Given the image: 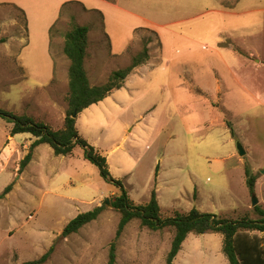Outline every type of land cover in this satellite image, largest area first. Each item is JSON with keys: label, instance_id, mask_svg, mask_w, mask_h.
Here are the masks:
<instances>
[{"label": "rangeland", "instance_id": "rangeland-1", "mask_svg": "<svg viewBox=\"0 0 264 264\" xmlns=\"http://www.w3.org/2000/svg\"><path fill=\"white\" fill-rule=\"evenodd\" d=\"M83 1L62 12L61 0H0V109L60 130L69 94L64 44L73 25L90 28L92 86L129 67L155 32L146 69L84 110L79 135L108 158L136 204H147L155 190L165 218L193 208L257 218L253 195L264 209V0H130L125 14ZM201 5L209 13L192 16L190 8ZM100 7L107 26L102 10L91 11ZM11 128L0 118V195L12 185L0 200V264L38 260L52 246L46 264H108L121 215L105 202L118 189L81 146L57 157L42 145L20 171L34 139L12 137ZM247 167L257 177L255 194ZM98 206V220L62 236L72 219ZM173 238V229L152 231L135 219L117 243L115 264H166ZM222 245L220 234H190L174 264H229Z\"/></svg>", "mask_w": 264, "mask_h": 264}, {"label": "trees", "instance_id": "trees-1", "mask_svg": "<svg viewBox=\"0 0 264 264\" xmlns=\"http://www.w3.org/2000/svg\"><path fill=\"white\" fill-rule=\"evenodd\" d=\"M106 1L116 2V0ZM139 31L142 30L136 32ZM89 32L90 28L88 26L74 24L72 30L65 36L64 53L70 61V67L68 71V110L62 129L54 130L47 124L38 122L30 116L17 115L0 109V118L6 120L12 126L10 132L12 137L28 134L34 139L29 152L21 161L20 171L27 168L33 160L35 150L41 145H49L57 157L71 155L76 146H81L84 149L85 159L97 167L101 176L119 191L111 200L113 209L120 213L121 219L116 238L110 247L108 264L116 263L117 243L128 224L135 219L140 220L143 227L152 231L168 228L174 230V238L167 255L166 264H174L190 234L197 236L206 234L222 235V251L229 264H264V238L250 233L260 232L264 234V209L262 207L256 206L254 208L257 214L255 219L249 216L228 219L214 213L202 212L197 208H193L188 213L177 212L172 217L165 218L162 216V209L155 190L152 191L147 204H136L124 187L123 182L112 175L107 158L79 135L76 126L77 117L74 118L73 116H78L84 110L101 103L115 91L122 89L129 76L150 61V45L155 41L158 42V35L155 32H150L152 36L143 41L144 48L142 52L133 58L129 67L113 72L104 85L92 87L85 69V60L90 46ZM231 133L233 136L235 135L232 128ZM245 174L249 192L255 194L257 177L252 174L248 167L245 169ZM11 191L12 185H9L0 195V200L4 199ZM103 211L104 206H98L91 211L79 214L66 225L62 236L69 237L72 234L79 233L85 226L98 220ZM53 253L54 246L40 259L23 264H46Z\"/></svg>", "mask_w": 264, "mask_h": 264}, {"label": "crops", "instance_id": "crops-1", "mask_svg": "<svg viewBox=\"0 0 264 264\" xmlns=\"http://www.w3.org/2000/svg\"><path fill=\"white\" fill-rule=\"evenodd\" d=\"M100 1H102V3L103 4H108L109 6H110V8L111 7H114V8H116V9H118L119 11H121V13H123V14H125V13H128L129 12V8H128V4H129V2H130V0H116V2L115 3H111V2H108V1H106V0H100ZM174 2H176V3H179V5H180V3H181V1H188V0H173ZM191 1V0H190ZM194 1V0H193ZM218 1V0H217ZM71 3H77V4H80V3H82L83 5H85V3H84V1L83 0H61V6H62V12H63V10L65 9V7L67 6V5H70ZM86 6V5H85ZM205 6V5H204ZM204 6H199V7H195V8H190L191 9V11L193 12L192 13V16H195V17H198V16H201V15H205V14H207V13H209V10L208 9H205L204 8ZM189 9V10H190ZM93 10H98V11H101L102 10V13H101V15H102V18H103V22H104V25H105V23H106V26H107V21H108V16H107V13L100 7L99 9H96V8H94V9H92L91 11H93ZM104 11V12H103ZM61 12V13H62ZM190 12V11H189ZM60 17H61V15H60ZM60 17H59V19H60ZM58 19V20H59ZM105 29V33H106V35L109 37V39H110V42H111V51H114L113 50V44H112V40H111V37H110V35L108 34V32H107V30H106V28H104ZM131 41H129V43H130ZM129 43L127 42V43H125V45H124V47H123V49H124V51L127 49V47H128V45H129ZM152 45V44H151ZM123 51V52H124ZM113 55H116V54H113ZM87 59H88V56H87V58H86V60H85V69H86V63H87ZM70 62V61H69ZM56 66V65H55ZM69 67H70V64H69ZM145 67V65L143 66V67H141V68H138L132 75H139L141 72H143L144 71V69H146V68H144ZM86 71H87V69H86ZM53 75H55V70H54V74ZM87 75H88V79H89V82H90V76H89V73H88V71H87ZM131 76V75H130ZM129 76V77H130ZM127 82L129 81V78L126 80ZM90 85H91V82H90ZM92 86V85H91ZM126 86V83H125V85H124V87ZM92 87H97V86H92ZM123 87V88H124ZM122 88V89H123ZM122 89H120V90H122ZM120 90H117V91H115L110 97H108V98H111V97H113V95L115 94V93H117L118 91H120ZM106 100V99H105ZM103 102V101H102ZM79 117H80V114L77 116V122H78V119H79ZM76 126H77V124H76ZM18 136V135H17ZM20 136V135H19ZM42 146V145H41ZM40 146V147H41ZM40 147H38V148H40ZM37 148V149H38ZM98 150V149H97ZM99 151V150H98ZM100 152V151H99ZM101 153V152H100ZM107 160H108V158H107ZM109 164V163H108ZM110 167V166H109Z\"/></svg>", "mask_w": 264, "mask_h": 264}, {"label": "water", "instance_id": "water-1", "mask_svg": "<svg viewBox=\"0 0 264 264\" xmlns=\"http://www.w3.org/2000/svg\"><path fill=\"white\" fill-rule=\"evenodd\" d=\"M73 117L76 118L77 115H74ZM237 148H238V151H239V155H240V156H244V155L246 154V151H245L243 145H242L240 142L238 143ZM258 204H259V200H258L257 196H256V195H253V201H252V205H253V207L258 206ZM105 205L111 207V206H112L111 201H110V200H107V201L105 202Z\"/></svg>", "mask_w": 264, "mask_h": 264}]
</instances>
